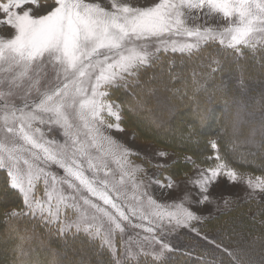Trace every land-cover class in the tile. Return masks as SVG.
Segmentation results:
<instances>
[{"label": "snow or ice", "instance_id": "snow-or-ice-1", "mask_svg": "<svg viewBox=\"0 0 264 264\" xmlns=\"http://www.w3.org/2000/svg\"><path fill=\"white\" fill-rule=\"evenodd\" d=\"M29 2L39 0H0L4 13L0 24L14 29L13 36L0 38V71L13 73L0 78V85L8 86L7 92L0 91V102L13 95V89L24 80L28 81V92L35 90L38 94L37 99L30 104L26 100L20 107L0 103V131L4 133L0 136V170L7 169L9 186L18 190L26 209L6 213L5 222L38 215L46 225H57L55 234L65 242L69 237L88 244L99 240V247L111 252L112 264H127L133 258L139 264L141 254L161 261L164 252L172 248L159 238L157 229L162 233L165 226L190 227V222L200 217L182 202L162 204L155 200L144 182L136 179L140 169L128 159L133 155L131 150L118 149L115 141L104 135L102 127L122 130L120 106L109 99L110 90L134 87L142 72L154 65L161 49L192 57L202 45L217 40L239 56L245 55L241 46L253 53L258 45L264 48V0H158L147 7L112 0L110 10L84 0H55L56 7L38 17H33L30 10L14 11ZM204 9L206 16L220 14L230 21L235 18L236 23L219 32L211 27L189 26L185 10ZM208 66L214 73L219 70V61L212 59ZM195 75L193 85L198 86ZM43 81L47 85L41 90ZM105 113L115 123L106 119ZM45 124L49 131L53 125L58 126L64 142L47 139L37 126ZM210 147L215 156L206 159L217 163L201 170L199 178L192 181L200 193H207L208 185L220 175L231 182L242 178L219 154L215 141ZM186 160L195 165L191 157ZM110 161L115 168L109 166ZM50 164L63 170L64 175L50 172ZM165 179L167 184L157 178L151 183L172 187L171 177ZM41 182L42 196L38 195ZM245 183L253 191L264 192V178ZM82 191L88 195H80ZM208 199L205 194L198 202ZM126 226L146 233H137L139 252L132 250V237L123 241ZM15 233L14 251L23 259L28 237L19 228ZM117 233L125 249L124 261L119 258ZM208 242L216 244L214 240ZM145 243L149 248L159 245V251L145 249ZM222 252L227 253L231 264H245L234 252L226 248ZM50 264H61L59 253L51 254ZM78 264L89 262L82 258Z\"/></svg>", "mask_w": 264, "mask_h": 264}, {"label": "trees", "instance_id": "trees-1", "mask_svg": "<svg viewBox=\"0 0 264 264\" xmlns=\"http://www.w3.org/2000/svg\"><path fill=\"white\" fill-rule=\"evenodd\" d=\"M242 51L245 55L239 56L233 49L208 42L192 57L180 52H160L134 87L110 90L109 98L120 106L122 125L130 128L135 138L151 141L173 153L174 159L161 172L185 175L192 164L186 157L199 164L214 162L215 159H206L214 157L210 147L213 138L219 154L230 166L264 178V99L256 101L260 88L254 86L264 80V48L258 47L255 53L249 49ZM212 59L221 63L214 73L206 69ZM194 73L198 86L193 85ZM200 79L207 83L201 84ZM246 98L253 100L247 108L237 103ZM162 103L166 106H161ZM164 129L170 133H162ZM13 209L26 211L20 193L9 186V177L3 169L0 170V264H50L53 253H59L61 264H78L82 258L89 264H112L111 252L101 249L98 241L88 244L69 237L65 242L55 234L57 225H46L38 215L21 216L6 223L5 214ZM17 228L28 237L23 259L14 251ZM196 230L180 229L171 244L172 251H167L161 261L139 256V264H231L227 253L222 252L225 248L241 257L245 264L264 261V199L250 197L235 202L197 223ZM205 236L221 248L210 244ZM127 264H137V259L128 260Z\"/></svg>", "mask_w": 264, "mask_h": 264}, {"label": "rangeland", "instance_id": "rangeland-1", "mask_svg": "<svg viewBox=\"0 0 264 264\" xmlns=\"http://www.w3.org/2000/svg\"><path fill=\"white\" fill-rule=\"evenodd\" d=\"M6 2V0H5ZM85 3L90 4H99L101 7L110 10L112 5V0H84ZM118 3H126L133 7H147L152 6L155 3L158 2V0H117ZM56 7L55 0H39L38 3L29 2L24 4L19 9H14V11L23 12L25 10H30L31 15L33 17H38L40 15L46 14L48 11H50L52 8ZM207 11L206 9L200 10V11H193L188 12V10H185V15L189 17L187 19V23L189 26H196L199 25L201 28L203 27H211L215 31L219 32L222 31L224 28L228 27L230 23L235 24V18H233L231 21L229 19L223 18L220 14H212L210 16L204 15V12ZM195 17V18H192ZM4 18V13L0 11V19ZM14 29L8 27L7 25L0 24V38H9L13 36ZM174 39L177 40H188L190 38L186 37H174ZM209 42H217L219 45V41H209ZM153 45L155 41L151 42ZM258 47H260L258 45ZM257 47V48H258ZM242 49L243 46H241ZM168 51H171L169 49ZM160 52H165L163 49H161ZM159 52V53H160ZM157 53L156 55H158ZM219 61V60H218ZM211 60L207 62V68H211L208 66L210 64ZM3 67H7V65H4ZM212 67H216V65H212ZM219 68H221V63L219 62ZM13 73L3 72L0 71V78L4 77H10ZM199 77H201L199 75ZM201 84L207 83L205 79H200ZM20 86L13 89V95L6 96L4 98V101L0 103L6 102L7 104L14 105L16 107H20L27 102L30 104L33 99L38 98V94L35 90H32L30 93L28 92V81L24 80L22 82H19ZM220 84V83H218ZM242 84V83H241ZM47 85V81H43L41 83V90L44 89V87ZM243 85V84H242ZM259 93L255 95V99L257 102H261L264 99V80L261 81L259 84ZM244 86V85H243ZM0 91L7 92L8 86L7 84L0 85ZM248 97V96H246ZM110 99V98H109ZM114 104H117L116 101L113 99H110ZM249 101H252L249 98L241 99L237 103L241 104V106L247 108ZM118 105V104H117ZM251 105V104H250ZM161 106H166L162 103ZM30 110V109H26ZM243 110V109H242ZM245 110V109H244ZM264 111V109H263ZM246 114H249L245 111ZM244 113V114H245ZM2 114V112H0ZM105 118L110 120L111 122L115 123L113 118H110L105 113ZM256 115V113H255ZM247 116H252V113H250ZM257 116V115H256ZM121 117V115H120ZM239 118L243 119L242 116ZM41 127V130L45 133V137L49 140L55 139L56 141L63 143L64 142V136L61 134V129L58 126L53 125L52 130L49 131V125H37ZM120 127L122 130H117L116 128H107L102 127V132L104 135L111 137L113 141H115V147L118 149H129L133 153L128 159L131 161V164L133 166L139 167V171L136 172V179L138 181L142 180L144 182V187L147 189L148 193L158 202L162 204H170V203H183V206L190 211L194 212L197 216L200 217L198 220H194L190 222V227H176V226H165V230L161 233L159 229H157V232L159 233V238L163 240L165 243L169 244L171 246L172 242L177 238L178 231L180 229H186L189 228L192 230V228H197V223L201 222L206 217L212 216L214 214H218L219 212L226 210L229 208L232 204L235 202H238L240 200L248 199L250 197L257 198V199H264V192H261L259 190L253 191L250 189L245 181L248 179H251L253 183L256 182L257 178H263L259 174L254 173H245L237 170L236 168H233L238 173L242 174V178L237 180L236 182H231L229 178L226 175H220L216 178L215 182L208 185V191L207 193H200L199 188L196 187L192 181L199 178L198 174L201 170L214 166L217 161L205 165V164H199L195 163V165L191 164L189 167V171L185 175L175 176L168 171H163L166 164L171 162V160L174 159L173 153L171 150L159 147L155 144H153L151 141H144L141 139L135 138V136L132 134V131L130 128L125 127L122 125L120 121ZM164 134H169L170 130L164 129ZM4 133L0 131V136H3ZM214 141V139H211ZM185 142H188V139H185ZM104 147L107 148V143L104 144ZM167 153L166 156H160L159 153ZM93 153L95 154V149H93ZM215 156V153L213 154ZM190 164V163H189ZM159 165H163L164 167H158ZM109 166L115 168V165L109 162ZM7 172V169H4ZM48 170L50 172H54L60 176H63V170L59 169L53 164L48 165ZM87 175H91L90 172H86ZM165 177H171L172 187H160L159 184L151 183L152 178H157L163 181L165 184L168 183V181L165 179ZM65 191L67 192V186H64ZM207 195L209 199L205 201L204 203H199L202 195ZM38 195H43V184L40 183ZM80 195L87 196L88 193L86 191H82ZM22 197V196H21ZM95 200V198H92ZM23 200V198H22ZM97 203H102L99 201H96ZM137 233H139L141 236L146 235V233H143L141 229H135L126 226V232L123 234V241H129V237H132V243L131 247L134 252H139V248L137 246L136 241L139 240V237L137 236ZM99 243L100 241L97 240ZM116 246L119 253V258L122 259L123 257L126 258L125 249L121 247V235L117 233L116 236ZM144 248L148 249L149 251L155 250L159 251V245H153L151 248H149V245L146 243L144 244ZM168 252L167 250L164 252V255H166ZM144 256V255H139ZM253 258V257H252ZM135 259V258H133Z\"/></svg>", "mask_w": 264, "mask_h": 264}]
</instances>
